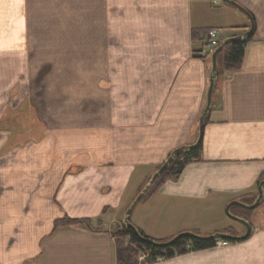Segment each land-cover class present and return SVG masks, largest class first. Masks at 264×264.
<instances>
[{
	"label": "crops",
	"instance_id": "obj_1",
	"mask_svg": "<svg viewBox=\"0 0 264 264\" xmlns=\"http://www.w3.org/2000/svg\"><path fill=\"white\" fill-rule=\"evenodd\" d=\"M234 1L253 16V39L241 68L215 78L201 160L133 210L131 223L154 240L243 235L224 209L247 204L264 181V0ZM222 2L0 0V109L15 97L18 109L31 104L37 120L58 122L51 145L19 150L45 159L30 166L18 154L12 170L2 160L0 180L20 184L0 196V264H116L106 218L121 217L143 180L197 138L211 58L193 30L217 28L224 41L250 27ZM79 104L99 107L92 124L82 108L72 111ZM50 176L61 183L49 185ZM259 207L248 212L245 240L151 264H264V201ZM64 215L101 225L54 226Z\"/></svg>",
	"mask_w": 264,
	"mask_h": 264
},
{
	"label": "trees",
	"instance_id": "obj_2",
	"mask_svg": "<svg viewBox=\"0 0 264 264\" xmlns=\"http://www.w3.org/2000/svg\"><path fill=\"white\" fill-rule=\"evenodd\" d=\"M254 23L255 30V21L253 16H251ZM253 30V33H254ZM208 30H193V39H205V35ZM253 33L249 35L245 41H235L228 44L217 56V75L222 72H234L241 68L243 55H244V47L247 43L251 42L253 39ZM223 41L221 40L219 45ZM207 120V116L205 117V122ZM169 156V155H168ZM201 160V143L194 149L191 150H183L180 151L177 156L173 159V161L167 166V168L159 175L156 179V183L152 190L147 192V194L140 201L143 202L150 196H152L158 189V187L167 180L176 179L184 169V167L193 161ZM163 163H161L162 165ZM160 165V166H161ZM151 177V176H150ZM149 180V178L147 179ZM145 180V182L147 181ZM144 182V184H145ZM144 184L142 186H144ZM139 193V192H138ZM137 193V194H138ZM258 193L250 198L247 201V204H251L252 200H256ZM136 197V196H135ZM252 201V202H254ZM264 201V186H263V198L260 203ZM233 208H238L236 206H232ZM230 207V209L232 208ZM229 209V210H230ZM241 209V208H239ZM245 212H249L247 210H243ZM234 214V213H233ZM239 217V215H237ZM131 222V221H130ZM54 226H86L90 227L94 225V222L90 219H73L68 216H63L57 218L53 222ZM95 225H101V222H96ZM139 235L142 237L150 238L145 235L140 229L136 228ZM197 234V233H196ZM117 240H115L116 247V264H140L138 262V257L141 254H147L144 258L142 264H151L156 262L157 259H170L175 256L184 255L190 252L201 251L206 249H212L216 247V240L213 239H192L183 237L178 239L172 246L166 248H156L147 243L141 242L138 237L125 225H123L122 229L118 232H115ZM198 235V234H197ZM152 239V238H151ZM127 240V242H125ZM154 240V239H153ZM157 242H163L158 241ZM229 243H235L234 241H228Z\"/></svg>",
	"mask_w": 264,
	"mask_h": 264
},
{
	"label": "rangeland",
	"instance_id": "obj_3",
	"mask_svg": "<svg viewBox=\"0 0 264 264\" xmlns=\"http://www.w3.org/2000/svg\"><path fill=\"white\" fill-rule=\"evenodd\" d=\"M222 4H223V2H222ZM12 98H13L12 99L13 102H11L9 106L6 105L5 108H1L0 109V156H4V157L0 158V165L3 164L2 160H4V158L7 157L11 161L8 170H10V169L12 170L13 163L19 160L17 158L18 154H19L20 159L21 160H25L26 162H28V164L30 166H32L34 161L45 159L46 156H43L44 154H42V153H39V154H36L34 152L24 153V152H20L19 150L20 149L25 150L27 147L30 150V148H33V147H30L32 145H34V146L35 145H41V144L42 145L43 144H50L51 145L52 144L51 137L49 135H47V134H51V132H48V130L51 131L52 127L57 128V124H58V122H52V120H50V119L42 121V119L40 117H39L40 120H37L35 118L36 110L34 109V107L31 104L26 105V106L22 107L21 109L20 108L18 109L17 107L19 106V104L17 103L16 98L15 97H12ZM18 99L20 100L21 98L18 97ZM43 107L44 106L41 107V112L42 113H44V112L46 113V109H43ZM79 109H81V111L83 113L85 112L87 114H91V117L86 118V122L91 123V124L95 121L94 118L96 117L95 116L96 109L99 111V107L97 105H94V104H92V107H90L89 105L88 106H82L80 104L79 105H75L74 106V110H72V111L78 112ZM72 111H70V112H72ZM198 121H197V130H196L197 135L196 136H198ZM60 125L62 126L63 124H60ZM66 126L67 125H64V127H66ZM78 126L80 127L81 124L78 125ZM41 130H43V131H41ZM10 133L11 134L14 133V134L13 135H8ZM61 133H62V131H61ZM37 134H39V135H37ZM196 140H197V138L194 139L193 143ZM193 143H187V144H183V145H189V144H193ZM4 146H7V147H4ZM35 147H37V146H35ZM31 150H34V149H31ZM22 154H23V156H22ZM1 166H3V165H1ZM159 167H160V165L157 166L156 169L148 177H146L145 180H147L148 178L150 179L151 178L150 176H152V174ZM65 171L67 173H72L73 171L75 172L76 170L74 168H70V169H66ZM54 172L56 174L57 172H60V171L57 170V171H54ZM56 175L58 176V174H56ZM2 176H3V174H2ZM48 178L52 180L51 181V180L48 179L49 185H52L54 183V184H57L56 185V187H57L58 184L61 183V182H58V181H60L61 178H58L57 183H56V181H55L56 179L54 177L50 176ZM13 180H15V179H13ZM145 180H143L142 184L140 185L138 192H140L142 190V188L149 181V180H147L145 182ZM10 181H11L10 178H7V179L3 178V179L0 180V196H2L4 192H9V189H10L11 186H13L14 188L16 187V185L18 186L19 182L17 180L13 181V183H11ZM24 182L27 185V189L29 188V193L30 192L34 193L35 192V186H36L35 185L36 180L33 179V178H30V177H27V179ZM144 182H145V184H144ZM45 184H47V183H45ZM143 184H144V186H142ZM154 186H155V184H153V186L150 189L152 190V188H154ZM31 188H32V190H30ZM136 196H137V194H136ZM252 201H254V200H252ZM252 201H251V204L253 203ZM258 207H259V205L255 209H253V210H251L249 212L250 213L251 212H256L257 209L258 210L260 209V207L259 208ZM225 209H224L225 216L232 220L231 222H232V224L234 226H239L240 223L236 222L229 215H227L226 212H225ZM126 210L123 212L124 214H125ZM124 214H122L121 217L114 216V218L113 217L106 218V220H108V224L110 225L109 228L114 230L113 234H115V232H118L119 230L122 229V227L124 225L123 224ZM229 214L232 215V216L239 215V218H242V219H245V220L248 219V215H249V213H247L245 211H242L239 208L235 209L233 207L229 210ZM64 216H66V215H64ZM61 217H63V216H61ZM15 220H19V218L11 217L7 221H11V223L14 224ZM118 220L120 222L117 223ZM7 221L4 220L3 223H5ZM1 223H2V220H1L0 224ZM95 224L96 223H94V225ZM224 231L226 233H228V234L232 233V231H230L229 229H225ZM222 233H224V232H222ZM114 237H115V240L118 239V237H116L115 235H114ZM125 242H127V240ZM139 257H138V262L140 264H142L144 259L140 260Z\"/></svg>",
	"mask_w": 264,
	"mask_h": 264
},
{
	"label": "water",
	"instance_id": "obj_4",
	"mask_svg": "<svg viewBox=\"0 0 264 264\" xmlns=\"http://www.w3.org/2000/svg\"><path fill=\"white\" fill-rule=\"evenodd\" d=\"M224 3L236 8L243 14H245L249 21H250V27L247 31L243 32L242 34H239L237 36L230 37L226 40H224L213 52L211 55V69L209 72V79H208V87H207V92H206V102L204 109L199 117L198 121V136L197 140L193 144L189 145H182L177 148H175L169 156L166 158V160L163 162V164L152 174L151 178L147 182V184L142 188V190L137 194V196L133 199L129 207L127 208L124 217H123V224L125 227L129 228L137 237L138 239L143 242L147 243L153 247L156 248H166L172 246L178 239L187 237V238H192V239H213V240H222V241H243L245 240L251 231L250 224L242 218H239L237 216H232L229 214V209L232 206H236L238 208H241L243 210L251 211L255 209L259 204L261 199L263 198V186H264V181L259 182L258 184V196L256 200L252 204H245L241 201H231L225 209V212L227 215H229L233 220L236 222L240 223L244 228L245 232L241 236H235L232 234L228 233H214L208 236H200L197 235L193 232H181L175 235L173 238L163 241V242H157L151 238H146L142 237L139 235L137 229L135 226L130 222L131 215L133 213L134 208L138 205V203L143 199V197L147 194V192L150 190V188L153 186L155 183L156 179L159 177V175L167 168V166L173 161V159L177 156V154L180 151L183 150H191L196 148L200 143H202L203 140V132H204V125H205V117L207 116L210 107H211V100H212V92H213V87H214V81L217 76V56L218 54L230 43L235 42V41H245V39L253 33L254 30V23L253 19L251 18L250 13L245 10L241 5H239L236 1L234 0H223Z\"/></svg>",
	"mask_w": 264,
	"mask_h": 264
},
{
	"label": "built area",
	"instance_id": "obj_5",
	"mask_svg": "<svg viewBox=\"0 0 264 264\" xmlns=\"http://www.w3.org/2000/svg\"><path fill=\"white\" fill-rule=\"evenodd\" d=\"M221 41L220 31L217 28H211L207 31L205 35V39L203 41V49L201 51V54L203 56H211L212 52L219 46V43ZM229 243L226 241H217L216 247L226 246ZM147 254H142L139 258L140 260H143ZM161 260L160 258L156 261Z\"/></svg>",
	"mask_w": 264,
	"mask_h": 264
}]
</instances>
